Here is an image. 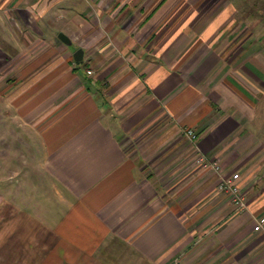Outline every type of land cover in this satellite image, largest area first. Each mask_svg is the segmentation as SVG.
<instances>
[{
    "label": "crops",
    "instance_id": "1",
    "mask_svg": "<svg viewBox=\"0 0 264 264\" xmlns=\"http://www.w3.org/2000/svg\"><path fill=\"white\" fill-rule=\"evenodd\" d=\"M0 98V264H264V0H0Z\"/></svg>",
    "mask_w": 264,
    "mask_h": 264
},
{
    "label": "built area",
    "instance_id": "2",
    "mask_svg": "<svg viewBox=\"0 0 264 264\" xmlns=\"http://www.w3.org/2000/svg\"><path fill=\"white\" fill-rule=\"evenodd\" d=\"M185 135L191 140V142L198 148L197 140L198 134L192 128L184 129ZM197 161L201 166H207L209 164L210 158L201 151L197 153ZM216 168L219 167L214 163ZM240 178V173H235L230 177L224 176L219 184V190L221 192L227 193L232 202L236 205L237 210L244 211L247 209V200L241 193V188L238 184V180ZM255 230L264 232V215L256 218L255 222Z\"/></svg>",
    "mask_w": 264,
    "mask_h": 264
},
{
    "label": "water",
    "instance_id": "3",
    "mask_svg": "<svg viewBox=\"0 0 264 264\" xmlns=\"http://www.w3.org/2000/svg\"><path fill=\"white\" fill-rule=\"evenodd\" d=\"M60 37H61V39H62L64 42H66V43H68V44L71 43V40H70L65 34L61 33V34H60ZM83 55H84V52H83L82 49H80V50H78V51L75 53V58H76L77 60H81V59H83Z\"/></svg>",
    "mask_w": 264,
    "mask_h": 264
},
{
    "label": "rangeland",
    "instance_id": "4",
    "mask_svg": "<svg viewBox=\"0 0 264 264\" xmlns=\"http://www.w3.org/2000/svg\"><path fill=\"white\" fill-rule=\"evenodd\" d=\"M1 89H2V87H1ZM3 105H4V101L2 100V98H0V110H2L1 108L4 107Z\"/></svg>",
    "mask_w": 264,
    "mask_h": 264
}]
</instances>
